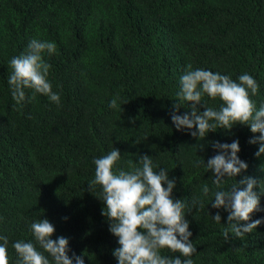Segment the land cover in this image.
Returning <instances> with one entry per match:
<instances>
[{
    "label": "trees",
    "instance_id": "obj_1",
    "mask_svg": "<svg viewBox=\"0 0 264 264\" xmlns=\"http://www.w3.org/2000/svg\"><path fill=\"white\" fill-rule=\"evenodd\" d=\"M32 39L57 46L44 59L59 106L42 94L20 104L12 98L9 61L26 52ZM189 64L237 82L250 74L259 85L252 97L259 108L264 0H0V235L9 240L10 264L18 259L12 244L36 243L30 225L42 218L55 226L52 239L68 238L85 264H118V238L101 214V189L88 191L93 161L114 147L122 155L118 167L127 170L129 160L147 154L156 170L175 177V198L203 201L186 214L197 248L193 264H264V223L240 238L230 232L226 241L228 213L211 206L212 172L194 166L216 154L211 142L238 140V156L248 164L244 175L264 180V154L257 157L259 144L249 143L260 134L236 125L210 132L203 141L177 131L170 112ZM25 92L30 97L33 90ZM117 94L127 102L120 110L109 106ZM203 103L218 109L221 101L205 95ZM183 106L181 115L188 111V103ZM196 143L205 148L196 151ZM205 183L208 197L201 194ZM260 208L252 220L264 219V194ZM217 211L220 223L211 216ZM162 254L179 255L167 249Z\"/></svg>",
    "mask_w": 264,
    "mask_h": 264
},
{
    "label": "clouds",
    "instance_id": "obj_2",
    "mask_svg": "<svg viewBox=\"0 0 264 264\" xmlns=\"http://www.w3.org/2000/svg\"><path fill=\"white\" fill-rule=\"evenodd\" d=\"M56 47L54 42L32 39L26 52L10 59L12 71L8 84L17 104L26 99L30 102L36 94H42L59 106L61 97L53 91L49 80L51 65L44 59L45 52L52 54ZM25 89L33 90L30 97H26ZM258 91V82L248 73L241 74L237 82L219 72L193 70L189 64L180 77L178 99L170 112L172 124L177 131L188 130L191 137L203 141L210 132L218 129L230 131L236 125H247L253 134H260L249 140L250 144H259L255 155L260 157L264 154V103L257 108L252 99ZM205 95L212 100L219 98V108L203 103ZM183 102L188 103V111L181 115ZM126 103L117 94L109 106L120 110ZM191 147L200 151L205 144L196 143ZM211 147L216 154L207 162L203 158L194 162V166L203 165L212 172L216 190L211 193L214 197L211 206L228 213V227L222 233L228 241L230 232L240 238L264 223V219H251L254 212L261 211L264 180L244 175L248 164L238 156L241 150L238 140L231 143L213 141ZM121 156L120 150L114 147L95 159L94 179L88 183L91 193L97 186L101 189L100 200L105 205L101 214L109 223V231L118 238L119 247L113 250L118 264H193L191 257L197 248L190 239L192 232L186 214L195 207H203V201L194 199L189 204L184 199L175 198V177L169 178L167 169L156 170L158 166L151 156L137 154L136 162H127V170L118 167ZM237 176L242 178L237 180ZM233 178L236 182L225 188L227 181ZM257 187L259 193L254 191ZM210 191L207 183L201 188L203 197H208ZM211 216L216 223L221 222L219 211ZM30 227L36 243L18 240L12 244L18 256L16 264H85L84 256L70 249L68 238L61 235L52 239L56 229L49 219H39ZM8 247V238L0 235V264H10ZM164 249L179 255H163Z\"/></svg>",
    "mask_w": 264,
    "mask_h": 264
}]
</instances>
